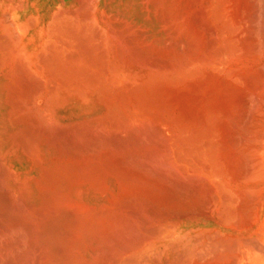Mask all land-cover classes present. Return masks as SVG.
<instances>
[{
  "label": "bare ground",
  "instance_id": "obj_1",
  "mask_svg": "<svg viewBox=\"0 0 264 264\" xmlns=\"http://www.w3.org/2000/svg\"><path fill=\"white\" fill-rule=\"evenodd\" d=\"M261 59L264 0H0V264H264Z\"/></svg>",
  "mask_w": 264,
  "mask_h": 264
},
{
  "label": "rangeland",
  "instance_id": "obj_2",
  "mask_svg": "<svg viewBox=\"0 0 264 264\" xmlns=\"http://www.w3.org/2000/svg\"><path fill=\"white\" fill-rule=\"evenodd\" d=\"M261 60H263V61H261ZM261 60H260L258 63H252V65L254 66L253 69L256 70V67H257L258 70H259L260 72L263 71V69H264V65H262V64H264V63H262V62H264V59H261ZM250 66H251V64H250ZM253 66H252V67H253ZM252 67H251V68H252ZM251 70H252V69H251ZM260 72H259V73H260ZM250 80H251V79H250ZM250 80H249L248 83H250ZM233 83L235 84V81H233ZM250 86H251V85H249V87H250ZM252 86H253V85H252ZM251 88H252V87H251ZM261 92H262V90H261ZM261 92H259V95H260ZM247 93H248V92H246V94H247ZM262 93H263V92H262ZM262 93H261V94H262ZM248 94H249V93H248ZM263 94H264V93H263ZM263 94H262V95H263ZM262 95L259 96V98H260V97L262 98ZM245 96H247V95H245ZM248 96H249V95H248ZM254 97H256V96H254ZM263 97H264V96H263ZM257 98H258V97H257ZM244 259H248V258H244ZM249 259H250V258H249ZM253 260H254V259L252 258L251 261H253ZM202 262H203V261H202ZM246 262H249V260H245V261H244L245 264H248V263H246ZM251 264H253V262H252Z\"/></svg>",
  "mask_w": 264,
  "mask_h": 264
}]
</instances>
